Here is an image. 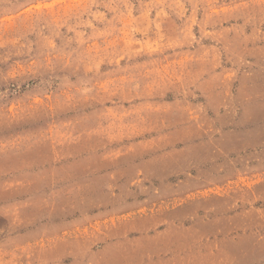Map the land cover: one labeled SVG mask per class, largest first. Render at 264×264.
<instances>
[{"label": "rangeland", "instance_id": "rangeland-1", "mask_svg": "<svg viewBox=\"0 0 264 264\" xmlns=\"http://www.w3.org/2000/svg\"><path fill=\"white\" fill-rule=\"evenodd\" d=\"M44 164L34 264H264V0H0V174Z\"/></svg>", "mask_w": 264, "mask_h": 264}, {"label": "crops", "instance_id": "crops-1", "mask_svg": "<svg viewBox=\"0 0 264 264\" xmlns=\"http://www.w3.org/2000/svg\"><path fill=\"white\" fill-rule=\"evenodd\" d=\"M12 173L0 174V260L34 264L58 243V167L44 164L17 178Z\"/></svg>", "mask_w": 264, "mask_h": 264}]
</instances>
